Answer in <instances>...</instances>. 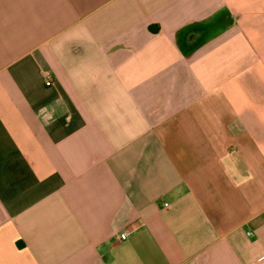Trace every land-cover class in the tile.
Instances as JSON below:
<instances>
[{"label": "crops", "instance_id": "1", "mask_svg": "<svg viewBox=\"0 0 264 264\" xmlns=\"http://www.w3.org/2000/svg\"><path fill=\"white\" fill-rule=\"evenodd\" d=\"M0 264H264V0H0Z\"/></svg>", "mask_w": 264, "mask_h": 264}, {"label": "built area", "instance_id": "2", "mask_svg": "<svg viewBox=\"0 0 264 264\" xmlns=\"http://www.w3.org/2000/svg\"><path fill=\"white\" fill-rule=\"evenodd\" d=\"M54 81H53V77L51 76V73L50 72H46L45 73V84L50 86V85H53ZM131 232L129 230H125L121 233V238L122 239H125V238H128L130 236Z\"/></svg>", "mask_w": 264, "mask_h": 264}]
</instances>
